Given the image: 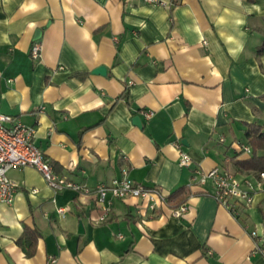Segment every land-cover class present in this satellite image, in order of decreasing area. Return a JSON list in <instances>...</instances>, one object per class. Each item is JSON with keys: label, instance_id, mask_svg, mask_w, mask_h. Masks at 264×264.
Returning a JSON list of instances; mask_svg holds the SVG:
<instances>
[{"label": "crops", "instance_id": "1", "mask_svg": "<svg viewBox=\"0 0 264 264\" xmlns=\"http://www.w3.org/2000/svg\"><path fill=\"white\" fill-rule=\"evenodd\" d=\"M163 1L0 0V113L34 127L57 174L94 188L126 170L169 196L183 188L187 205L175 218L113 199L99 220L94 192L55 193L35 168H12L0 264H264L250 236L264 235V177L233 167L248 124L264 131V0ZM215 166L261 182L236 216L200 181ZM25 227L39 233L32 255Z\"/></svg>", "mask_w": 264, "mask_h": 264}, {"label": "built area", "instance_id": "2", "mask_svg": "<svg viewBox=\"0 0 264 264\" xmlns=\"http://www.w3.org/2000/svg\"><path fill=\"white\" fill-rule=\"evenodd\" d=\"M155 5H168L163 0H142ZM40 44L35 41L30 48L32 58H38ZM152 112H146L149 118ZM35 129L9 114L0 113V203L11 204L15 197L17 184L10 179L7 172L12 168L32 167L38 170L48 187L55 193L71 189L79 193L87 194L94 192L97 203L101 206L99 220H103L109 210L113 199H126L129 197L141 198L142 204H136L137 211L144 214L145 210L153 211L160 206H166L171 216L181 217L187 211L186 203L175 204L168 194L161 192L154 186H146L131 179L126 170H123L120 177L113 178L108 182H99L94 188L75 182L64 175L54 172L50 161L43 152L33 143ZM223 141V136L219 137ZM240 150L247 154L251 148L246 144H238ZM178 163L180 166H187L190 157L182 150H178ZM264 177V171L258 173ZM209 179L212 183V197L218 204L227 208L236 216L237 208L240 205H250L253 201L254 192L260 188L261 182L249 176H239L236 173L219 166H215L200 177L201 182ZM64 207H57L56 212L63 215ZM254 240L255 251L264 255V235L258 234L255 230L250 232ZM52 262L54 259L51 260Z\"/></svg>", "mask_w": 264, "mask_h": 264}, {"label": "trees", "instance_id": "3", "mask_svg": "<svg viewBox=\"0 0 264 264\" xmlns=\"http://www.w3.org/2000/svg\"><path fill=\"white\" fill-rule=\"evenodd\" d=\"M263 47L264 41L261 44L260 49H263ZM245 135L247 137V144L251 148V153L246 158L237 159L235 157L233 159V167L237 172L253 171L258 175L259 172L264 171V154H258L259 150H264V131H262L259 126H252V124H248ZM238 153H244V151L239 150ZM170 197H174L176 203L180 204L184 197L183 188L177 189ZM38 236L39 233L36 230H30L25 227L24 239L20 240L19 243L24 242L26 244V253L28 255H32L34 253Z\"/></svg>", "mask_w": 264, "mask_h": 264}, {"label": "water", "instance_id": "4", "mask_svg": "<svg viewBox=\"0 0 264 264\" xmlns=\"http://www.w3.org/2000/svg\"><path fill=\"white\" fill-rule=\"evenodd\" d=\"M93 72H96V73H100V74H104V72H105V67L104 66H98V67H96L94 70H93ZM132 122H133V124H135V125H137V126H141V121H140V118H139V116H133V118H132ZM183 141V140H182ZM82 229H83V226H82V223L81 222H79V224H78V231L79 232H81L82 231Z\"/></svg>", "mask_w": 264, "mask_h": 264}, {"label": "rangeland", "instance_id": "5", "mask_svg": "<svg viewBox=\"0 0 264 264\" xmlns=\"http://www.w3.org/2000/svg\"><path fill=\"white\" fill-rule=\"evenodd\" d=\"M241 141H242V145H243V144H244V142H243V141H244V139H242V138H241ZM244 153H245V152H244Z\"/></svg>", "mask_w": 264, "mask_h": 264}]
</instances>
